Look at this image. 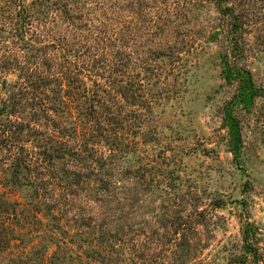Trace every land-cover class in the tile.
<instances>
[{"label":"rangeland","instance_id":"obj_1","mask_svg":"<svg viewBox=\"0 0 264 264\" xmlns=\"http://www.w3.org/2000/svg\"><path fill=\"white\" fill-rule=\"evenodd\" d=\"M43 2L0 0V264H264V0Z\"/></svg>","mask_w":264,"mask_h":264},{"label":"trees","instance_id":"obj_2","mask_svg":"<svg viewBox=\"0 0 264 264\" xmlns=\"http://www.w3.org/2000/svg\"><path fill=\"white\" fill-rule=\"evenodd\" d=\"M43 1L44 0H42V3L40 5H42L44 7L45 5H44V2ZM34 4H36V3H34ZM22 17L24 18V21H27L28 20L27 19L28 18L27 16L22 15ZM224 72H225L226 79H228L229 82H232L233 78H235V76L237 74H239L240 77H242V82L245 83L244 92H243L244 95L243 96H247V97L248 96H253V95H248V93H250L249 91L252 90L251 87H253L252 82L250 80V73L249 72L244 71V70L236 71V70L231 69L230 67H228V68L226 67V69L224 70ZM78 93H80V91H78L76 93L74 92V94H78ZM83 96L84 95L82 94L81 97L83 98ZM75 97H78V96L75 95ZM74 100H75V98H74ZM77 108H80L81 109L82 107H80L79 102L76 103L74 101V104H72V111L70 110L71 111V118H72L73 122L75 124H83V123L85 124V122H86V124H89L90 125V123H87L86 120H84L85 122L82 119H80V118L78 120V117L79 116L77 115L78 114V109ZM75 109H76V111H74ZM230 130H231V134H232L233 145L237 149L239 147V145H240V130H239L238 126L235 125V124H231Z\"/></svg>","mask_w":264,"mask_h":264}]
</instances>
